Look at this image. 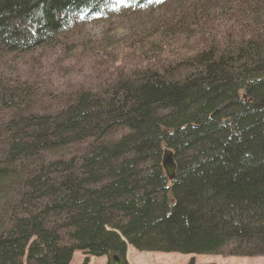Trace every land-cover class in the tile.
Wrapping results in <instances>:
<instances>
[{
  "label": "trees",
  "instance_id": "1",
  "mask_svg": "<svg viewBox=\"0 0 264 264\" xmlns=\"http://www.w3.org/2000/svg\"><path fill=\"white\" fill-rule=\"evenodd\" d=\"M111 51L85 85L39 88L48 61ZM127 244L264 257V0H0V264Z\"/></svg>",
  "mask_w": 264,
  "mask_h": 264
},
{
  "label": "rangeland",
  "instance_id": "2",
  "mask_svg": "<svg viewBox=\"0 0 264 264\" xmlns=\"http://www.w3.org/2000/svg\"><path fill=\"white\" fill-rule=\"evenodd\" d=\"M146 20V25L143 31L149 28L148 20L143 17L139 18V21H129L118 24L119 22L112 23H97L88 24L84 31L83 37L87 40H91L94 37H100L102 40H107L110 44L120 41L123 37L127 36L125 33L129 29H135L140 26L143 28ZM133 22H139L133 23ZM131 24V28L130 27ZM146 40V39H145ZM119 46V45H117ZM118 50V48H117ZM85 55V54H84ZM118 55L111 51V59L104 58L99 59L97 62L93 57L77 58L75 60L65 61L62 65L64 68L62 71L58 69L54 72V64L47 68L49 61L45 64L42 70L38 71L37 82L39 88H46L50 82L54 84L60 83L64 85H70L71 87H77V85H85L87 81H90L93 73L103 69L108 65V62H113L117 59ZM97 63H100L99 65ZM59 65V64H57ZM85 255L75 250L72 254L70 264H82ZM109 258L106 256H88L87 264H108ZM193 261L195 264H264V257H242V256H222V255H206V254H191V253H178V252H153V251H138L131 245H126V251L123 259L119 258L120 264H186ZM115 263V261L113 260Z\"/></svg>",
  "mask_w": 264,
  "mask_h": 264
},
{
  "label": "water",
  "instance_id": "3",
  "mask_svg": "<svg viewBox=\"0 0 264 264\" xmlns=\"http://www.w3.org/2000/svg\"><path fill=\"white\" fill-rule=\"evenodd\" d=\"M161 164L165 171L166 176L169 179H173L175 175V163L173 160V151L171 149L165 148L161 156ZM115 264H120L119 258L116 255L112 256Z\"/></svg>",
  "mask_w": 264,
  "mask_h": 264
}]
</instances>
